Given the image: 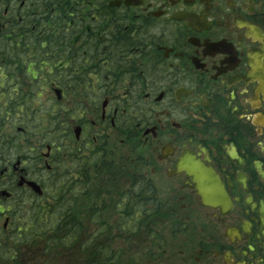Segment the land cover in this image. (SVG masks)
<instances>
[{"label":"flooded vegetation","instance_id":"flooded-vegetation-1","mask_svg":"<svg viewBox=\"0 0 264 264\" xmlns=\"http://www.w3.org/2000/svg\"><path fill=\"white\" fill-rule=\"evenodd\" d=\"M0 53L61 90L12 185L140 168L98 178L101 212L127 217L102 220L100 262L264 264V0H0Z\"/></svg>","mask_w":264,"mask_h":264},{"label":"trees","instance_id":"trees-1","mask_svg":"<svg viewBox=\"0 0 264 264\" xmlns=\"http://www.w3.org/2000/svg\"><path fill=\"white\" fill-rule=\"evenodd\" d=\"M18 65L16 54L0 53V66L7 67L5 72L0 69V170L14 156L24 158L30 151L35 152L49 143L52 137L50 104L38 103L34 98V92L49 88L48 73L23 72L15 68ZM25 81L34 84L26 85ZM57 117L58 122L63 120L62 106ZM139 171L140 168L132 174L126 170L115 171L105 160L86 171L85 176L93 180L87 185L58 180L49 182L41 197L18 189L12 202L0 200V219L4 213L8 219L6 227L0 224V264H107L99 261V226L105 219L108 225L105 232L127 233L120 228L127 217L118 219L111 213L101 212L105 207H101L95 196L100 192L98 178L108 179L105 184L109 188L105 191L111 193L120 191L116 188L117 178L137 179ZM4 178L5 173L0 174V187ZM83 189L88 194L86 197ZM84 204L87 213L81 215Z\"/></svg>","mask_w":264,"mask_h":264},{"label":"rangeland","instance_id":"rangeland-1","mask_svg":"<svg viewBox=\"0 0 264 264\" xmlns=\"http://www.w3.org/2000/svg\"><path fill=\"white\" fill-rule=\"evenodd\" d=\"M34 96L36 97V102H40L41 104H45V105H48L50 104V111L52 109V99L54 97V93L50 90V89H44L42 91H36V93L34 94ZM62 106V108L64 109V103L63 102H60L59 103V106H58V110L60 111V107ZM59 113V112H58ZM63 119H64V111H63ZM41 148L43 152H45V149H43V147H39ZM14 158H16L14 156ZM12 160V159H11ZM30 162L28 161V159L24 160V163L22 164V167H25L26 165H29ZM30 173H33L31 170H30ZM9 186L11 185V181H10V177H6L3 179V182L1 183V186ZM3 222V219L1 218L0 219V224ZM122 264V263H120ZM125 264V263H123Z\"/></svg>","mask_w":264,"mask_h":264},{"label":"water","instance_id":"water-1","mask_svg":"<svg viewBox=\"0 0 264 264\" xmlns=\"http://www.w3.org/2000/svg\"><path fill=\"white\" fill-rule=\"evenodd\" d=\"M57 93H59V90H56ZM20 160L18 159L16 161V164H19ZM23 182H25L34 192L41 194V187L39 186V184H37L35 181L33 180H27L25 179V177L23 175L19 176V181H18V185H21ZM1 195L2 196H8L9 192L5 189L1 190ZM4 226L6 225V222H4L3 224Z\"/></svg>","mask_w":264,"mask_h":264},{"label":"bare ground","instance_id":"bare-ground-1","mask_svg":"<svg viewBox=\"0 0 264 264\" xmlns=\"http://www.w3.org/2000/svg\"><path fill=\"white\" fill-rule=\"evenodd\" d=\"M4 84H2V86H3Z\"/></svg>","mask_w":264,"mask_h":264}]
</instances>
